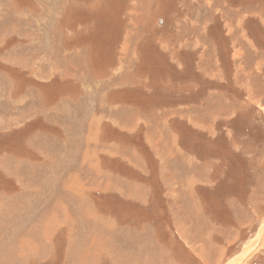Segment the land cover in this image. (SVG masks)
<instances>
[{"label":"rangeland","instance_id":"374dc122","mask_svg":"<svg viewBox=\"0 0 264 264\" xmlns=\"http://www.w3.org/2000/svg\"><path fill=\"white\" fill-rule=\"evenodd\" d=\"M248 246L264 264V0H0V264Z\"/></svg>","mask_w":264,"mask_h":264},{"label":"crops","instance_id":"0c3cea01","mask_svg":"<svg viewBox=\"0 0 264 264\" xmlns=\"http://www.w3.org/2000/svg\"><path fill=\"white\" fill-rule=\"evenodd\" d=\"M96 1H97V0H96ZM92 2H94V1H92ZM92 2H91V3H92ZM80 3H82V5H83V8H82V9L91 7V6H90V3H88V2L81 1ZM91 5H94V6H95V2H94V4H91ZM33 12L35 13V12H36V9H33L32 12H30V14L32 15ZM75 37H76V36H74V37L71 38V39H68V40H67V41H68V44H66V42H67L66 40H63V39H62V40H63V41H62V44H63V45H62V47H63L62 49H63V50H67L68 52H78V51H80V49H81L83 52H85V53H87V51L89 52V50H88L89 48H88V47H87L86 49H85L84 47H81L80 49L78 48V47H79L80 45H82V44H78L79 46H75V45H72V44H71L72 41H76V42L78 41V39H76ZM67 38H69V35H68L66 38L64 37V39H67ZM69 42H70V43H69ZM96 53H100V55H99L98 57H96V58H101L100 56H101V55H104V53H102V52H100V51H98V52H96ZM107 53H108V56H109V55L112 53V50H111V49H108V50H107ZM96 61H98V60H96ZM8 71H9V70H7L6 73H7ZM1 72H2V71H1ZM10 73H12V72H10ZM14 81H15V80H14ZM69 98H70V97H69ZM70 99H71V100H74V99H72V98H70ZM136 147H137V146H136ZM137 148H138V147H137ZM138 149H139V148H138ZM153 190H154V189H153ZM151 192H152V191H151ZM104 217H105V218H104ZM104 217H103V218H104L105 222L102 221V224H103L102 227H103L104 229H106L107 231L111 232L112 230H111V228L109 227V225H112V223H111V221H112L111 219H112V218H108L107 216H104ZM103 222H104V223H103ZM112 222H113V221H112ZM64 227H65V226H64ZM64 227H63V228H64ZM243 228H244V227H243ZM101 246H103L104 248L109 249L108 246L106 245V243H101ZM124 248H125V249H124V252H125V253H128V255H130V256H129V259H130V260H132V259H136V256L134 255V252H135V251H138V250L135 249V250L133 251L132 248H129V247L125 246V245H124ZM103 250H104L105 254L108 255V256L110 255L109 252H110V251H113L112 249H111V250H108V251H106V249H103ZM101 251H102V250H101ZM101 251H100V253L97 252V254H98V259H99V257H101V254H102ZM98 259H95V260L97 261ZM79 261L81 262V256L79 257ZM132 261H133V260H132ZM69 262H70L71 264L74 263V262L71 261L70 259H69ZM97 263H98V262H97ZM97 263H95V264H97Z\"/></svg>","mask_w":264,"mask_h":264},{"label":"bare ground","instance_id":"6f19581e","mask_svg":"<svg viewBox=\"0 0 264 264\" xmlns=\"http://www.w3.org/2000/svg\"><path fill=\"white\" fill-rule=\"evenodd\" d=\"M258 237H259V239H260V236L258 235ZM261 238H262V236H261ZM254 252V250H252V249H250V246H248V247H246V250H245V253L244 254H242V255H240L239 257H237V258H234V259H232V260H230V262L228 263V264H239V261H240V259H242V256H244V257H246L245 255L248 253V254H250V253H253ZM241 263V262H240Z\"/></svg>","mask_w":264,"mask_h":264}]
</instances>
